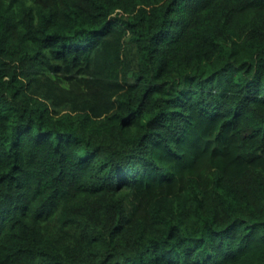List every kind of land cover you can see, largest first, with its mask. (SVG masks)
<instances>
[{
  "label": "trees",
  "instance_id": "16d2710c",
  "mask_svg": "<svg viewBox=\"0 0 264 264\" xmlns=\"http://www.w3.org/2000/svg\"><path fill=\"white\" fill-rule=\"evenodd\" d=\"M0 264H264V0H0Z\"/></svg>",
  "mask_w": 264,
  "mask_h": 264
}]
</instances>
